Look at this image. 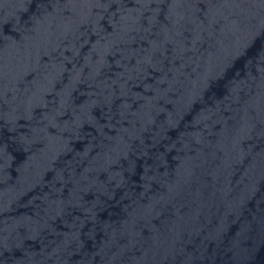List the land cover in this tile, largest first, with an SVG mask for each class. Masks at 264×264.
I'll list each match as a JSON object with an SVG mask.
<instances>
[{
  "label": "water",
  "instance_id": "1",
  "mask_svg": "<svg viewBox=\"0 0 264 264\" xmlns=\"http://www.w3.org/2000/svg\"><path fill=\"white\" fill-rule=\"evenodd\" d=\"M0 264H264V0H0Z\"/></svg>",
  "mask_w": 264,
  "mask_h": 264
}]
</instances>
